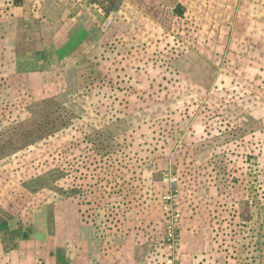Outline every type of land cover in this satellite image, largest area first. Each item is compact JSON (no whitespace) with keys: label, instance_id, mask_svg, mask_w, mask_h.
Returning a JSON list of instances; mask_svg holds the SVG:
<instances>
[{"label":"rangeland","instance_id":"obj_1","mask_svg":"<svg viewBox=\"0 0 264 264\" xmlns=\"http://www.w3.org/2000/svg\"><path fill=\"white\" fill-rule=\"evenodd\" d=\"M0 264H264V0H0Z\"/></svg>","mask_w":264,"mask_h":264},{"label":"trees","instance_id":"obj_2","mask_svg":"<svg viewBox=\"0 0 264 264\" xmlns=\"http://www.w3.org/2000/svg\"><path fill=\"white\" fill-rule=\"evenodd\" d=\"M44 181V180H43Z\"/></svg>","mask_w":264,"mask_h":264}]
</instances>
